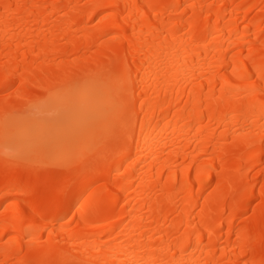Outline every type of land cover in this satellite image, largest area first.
<instances>
[{"label":"bare ground","instance_id":"obj_1","mask_svg":"<svg viewBox=\"0 0 264 264\" xmlns=\"http://www.w3.org/2000/svg\"><path fill=\"white\" fill-rule=\"evenodd\" d=\"M112 3L130 6L129 34L133 28L137 33L150 26L167 28L160 75L182 84L167 89L171 113H157L161 123L153 122L154 132L147 126L143 133L137 129L131 142L137 163L128 172V163L121 167L117 162L81 186L87 226L65 225L51 241L45 242V234L29 243L25 237L31 221L16 213L10 199L6 106L0 95V264H101L110 255L104 244L108 217L96 210L113 191L119 196L112 203V218L127 217L130 231L143 236V244L136 246L138 259L150 264H264V96L252 91L264 69V0H0V79L7 58L25 54L26 48L33 79L49 86L82 84L78 91L36 88L27 99L13 97L7 108L18 117L9 146L22 153L43 152L63 146L69 128L86 132L93 125L103 86L84 82L107 62L114 42L100 39L113 30V20L98 19L102 9L91 6ZM154 5L181 7L153 11ZM161 128L167 146L160 142ZM248 208L255 211L245 219L241 212Z\"/></svg>","mask_w":264,"mask_h":264},{"label":"snow or ice","instance_id":"obj_2","mask_svg":"<svg viewBox=\"0 0 264 264\" xmlns=\"http://www.w3.org/2000/svg\"><path fill=\"white\" fill-rule=\"evenodd\" d=\"M11 7L4 5L6 10ZM31 7L49 6L32 5ZM91 7L102 9L97 12L98 19L113 20V30L105 32L100 39L113 41L114 51L109 53L107 62L90 74L89 79L84 82V85L99 83L103 86V99L98 108L99 116L86 132L69 128L62 142L63 146L43 152L22 153L12 150L9 145L14 135L13 128L18 113L15 109L9 111L7 105L13 97L27 99L28 94L36 88L46 91H78L82 88V84L80 81H68L49 86L44 79H33L36 74L29 66L26 48L25 54L21 55L18 52L14 58L8 57L3 66L0 95L4 97L6 106L5 173L6 177H10V191L14 193L10 199L16 213L25 220L31 221L25 237L29 243L37 235L43 240L45 234L47 243L53 236L65 231V225L80 226L83 222L87 226L88 222L81 211L83 208L80 204L81 186L93 181V177L103 175L117 162H120L121 167L124 163H128V167L124 168V172H128V169L137 163V159L131 155V142L135 139L137 129L139 128L143 133L147 126L154 132L156 128L153 122L157 127L161 123L157 119V113L162 115L165 111L171 113L172 110L167 89L175 90L182 86L180 81L173 83L160 75L161 58L169 44L167 28H161L159 25L150 26L139 33L133 28L129 34L125 28L129 5L122 7L119 3H112ZM151 7L156 11L159 8L179 10L181 6ZM89 20L93 23L98 22L91 16ZM36 23H39V20ZM149 23L151 24V21ZM261 24H264V18L261 19ZM260 70L261 83L258 86L253 83L252 91L258 90L264 96V69ZM44 76L48 80L52 79L48 73H44ZM246 78L249 81L253 80L252 76ZM191 95L189 92L190 101ZM182 103L184 102L177 103L178 110ZM200 107L202 109L203 104ZM189 114L194 115L193 112ZM164 122L167 126H171L167 117H164ZM164 130L161 128L158 135L161 137L160 142L167 146V137L162 135ZM149 134L151 135V132ZM136 155L139 158L140 153L137 152ZM116 172L117 175H122L119 168ZM129 179L130 176L124 177L125 181ZM123 190L128 191L127 188ZM118 196L119 192L113 191L109 201L96 210L98 214L108 217V230L104 233L107 239H104V244L109 248L110 255L104 258L101 264H150L142 258H137L136 246L137 243L143 244V236L137 237L130 231L132 221L127 217H117L119 222H116L112 218V203ZM260 200L264 202V184L260 185ZM5 203L8 204L7 201ZM77 204H80V207H77ZM254 211L255 209L251 208L245 209L241 212V216L247 219ZM261 237L264 239V226L261 227ZM237 239H241L239 232ZM248 239L251 241L254 237L250 235ZM151 264H165V262H151ZM244 264L249 262L245 261Z\"/></svg>","mask_w":264,"mask_h":264}]
</instances>
